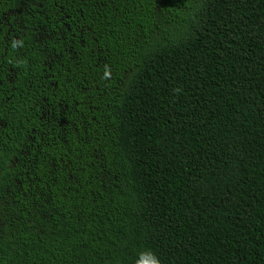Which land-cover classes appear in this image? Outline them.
<instances>
[{
    "label": "trees",
    "instance_id": "1",
    "mask_svg": "<svg viewBox=\"0 0 264 264\" xmlns=\"http://www.w3.org/2000/svg\"><path fill=\"white\" fill-rule=\"evenodd\" d=\"M264 264V0H0V264Z\"/></svg>",
    "mask_w": 264,
    "mask_h": 264
},
{
    "label": "clouds",
    "instance_id": "2",
    "mask_svg": "<svg viewBox=\"0 0 264 264\" xmlns=\"http://www.w3.org/2000/svg\"><path fill=\"white\" fill-rule=\"evenodd\" d=\"M151 264H159L158 260L153 259V261L151 262Z\"/></svg>",
    "mask_w": 264,
    "mask_h": 264
}]
</instances>
